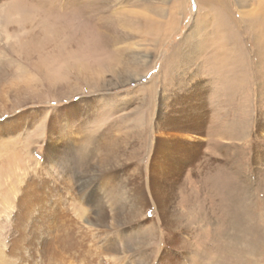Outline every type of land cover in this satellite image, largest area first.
<instances>
[{"label":"rangeland","instance_id":"1","mask_svg":"<svg viewBox=\"0 0 264 264\" xmlns=\"http://www.w3.org/2000/svg\"><path fill=\"white\" fill-rule=\"evenodd\" d=\"M0 71L1 248L44 181L102 249L85 264H197L213 239L237 264L264 234L263 0H0Z\"/></svg>","mask_w":264,"mask_h":264},{"label":"bare ground","instance_id":"2","mask_svg":"<svg viewBox=\"0 0 264 264\" xmlns=\"http://www.w3.org/2000/svg\"><path fill=\"white\" fill-rule=\"evenodd\" d=\"M4 77H6L5 71H0V82ZM0 117L2 118L3 116ZM52 157V153H49L46 158V163H52L55 159ZM43 171L44 170L41 169V172ZM72 176L71 174L70 176L69 174L65 175V183L62 182L65 186H69V188L71 187V183L69 181ZM36 186L37 187L35 188L27 186L25 188L21 187L13 190L15 192L14 198L16 199H14L9 205L12 210H16V214L9 218V221L7 222L9 224V228L11 229L10 233L12 232V234L8 246L4 244L2 248L0 247V264H85V261L88 259L91 260L90 263H97V260L99 259L98 254H101L102 249H95V246L91 245L93 240L89 237L91 233L89 230L90 228L82 225L78 226V223L73 220L69 221L70 216H72L73 213H77L75 212V209H64L66 207L62 204L60 195L50 189V186L45 185V181L41 184L38 183ZM69 188L68 191H70ZM65 200H67V198ZM70 201L72 200L70 199ZM114 201L115 203L112 204L115 205V207L121 206L119 205L120 203L117 199ZM88 207L86 206L84 209L80 210L82 214L80 216L81 219L78 220L85 222V224L90 227H99L101 223L99 219L91 218V214L98 212L95 210L96 207L95 209ZM117 214H119L118 211ZM246 231L247 234H249V228ZM246 231L243 232V235L244 233L246 234ZM219 232L220 231L216 232L218 238L221 237ZM155 233V230L152 229L148 230L146 235L141 237H137V234L140 235L139 233L135 234V237L130 236L131 238L129 239V243H127L128 245L126 247L133 248L135 246L138 247L140 244L145 245L147 243L154 242L157 238ZM240 233H242V231ZM206 236L208 237V235ZM251 237L252 241H246V249L250 247V245H253V249L255 251L252 252L253 255H255L256 252L257 254H264V234H260L256 228H252ZM86 239L88 241H86ZM241 239H243L242 236L236 239L234 238V240L239 243H242V241H240ZM213 240H211V244L208 243V245L212 248H208L206 245L204 252L201 253L202 257H197V261L199 262L197 264H202L201 260L205 261L204 264H226L227 261L224 260L226 256H219V252L224 253L225 246H223L221 242L218 243L219 241L217 239H215V241ZM216 241L217 243L214 244L213 242ZM105 248L106 251L117 252L116 250H113V245H108ZM259 248H261L260 251L258 250ZM96 250H100L98 254ZM245 250L243 252H241V249L237 252L232 250V252L236 254V258L238 260L237 264H257V261V263H254L253 260H250L249 262L242 260V255H245ZM93 251L96 253L94 254ZM212 252H214V254H212ZM211 255H213V257H211ZM142 262L140 261L139 264H143Z\"/></svg>","mask_w":264,"mask_h":264}]
</instances>
